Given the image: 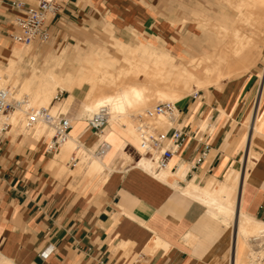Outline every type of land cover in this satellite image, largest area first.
Listing matches in <instances>:
<instances>
[{
  "label": "crops",
  "instance_id": "1",
  "mask_svg": "<svg viewBox=\"0 0 264 264\" xmlns=\"http://www.w3.org/2000/svg\"><path fill=\"white\" fill-rule=\"evenodd\" d=\"M37 1L0 0L1 65L12 53L15 18ZM212 6L213 0H72L49 18L47 40L33 43L31 50L13 45L19 50L14 72L19 82L32 79L36 89L41 74H63L65 86L52 100L57 92L64 96L59 107L51 100L48 109L69 112L68 136L78 145L107 142L100 161L110 172L104 184L87 185L84 179L75 188L71 177L57 176L61 169L53 171L56 160L45 151L46 139L36 138V132L0 135V264H264V241L259 243L264 233L245 240L235 220L241 213L264 223V66L261 75L253 68L176 104L175 125L183 139L168 163L172 173L177 170L173 184L139 166L145 155L121 129L108 124L100 134L90 132L86 117L91 114L83 109L90 86L66 79L77 77L96 53L119 59L112 45L117 40L131 48L143 42L186 55L182 28L201 13L211 20ZM184 16L187 22L178 24ZM233 18L219 13L215 23ZM205 40L204 33L193 34L190 43L198 47L196 41ZM29 50V72L20 78L18 65ZM66 53L71 64L62 70ZM35 56L45 57L40 66ZM205 144L206 157L192 168ZM211 180L233 200L236 218L180 191L190 181L203 187ZM48 247L52 251L42 256ZM251 252L262 254L252 258Z\"/></svg>",
  "mask_w": 264,
  "mask_h": 264
},
{
  "label": "bare ground",
  "instance_id": "2",
  "mask_svg": "<svg viewBox=\"0 0 264 264\" xmlns=\"http://www.w3.org/2000/svg\"><path fill=\"white\" fill-rule=\"evenodd\" d=\"M226 2L237 10L238 21L231 29L221 24L211 23L213 28L211 25H209L211 28H207L210 32L212 31L214 37L205 28L207 32H204L206 39L204 43L208 44L211 50L205 49L204 43L196 41V45L201 48L198 56L186 57L179 54L174 56L162 47L143 42H139L136 48H131L129 44L119 40L112 44L120 54L119 59L112 57L108 52L93 53L92 58H87L83 62L77 77L73 78L70 75L66 77L67 82L76 80L78 85L83 82L89 84L90 88L86 94L83 109L88 114H92L99 106H108V124L119 126L122 132L137 144L135 126L131 119L133 114L130 112L132 109L138 111L137 108L144 107L151 99L149 97L165 102L177 101L189 92L195 93L212 85H220L222 79H231L242 72H247L261 53V44L258 40L262 39L264 43V0H226ZM191 21L197 23V28H204L211 22L202 13ZM186 22L187 17L184 16L180 25ZM12 44L25 47L19 43L12 42ZM139 49H143L149 56L143 58L136 55ZM19 59V50L12 49L5 70L14 73ZM116 64L117 69L112 67ZM111 68L116 71L110 72ZM1 71L0 69V88H5L8 86H3V76L7 74L4 75ZM62 76L52 72L43 73L38 78L36 89H32V79L19 82L14 75L12 87L14 86L16 91L13 95L9 88V96L16 101H21L22 104L5 115V118L0 117V122L5 121L11 126L23 127V116L26 110L48 108L56 90L64 88L66 80ZM138 76L143 77L140 78L142 79L140 82L137 80ZM24 97L28 99L25 100ZM139 111L141 112V108ZM126 116L130 117L131 121ZM155 122L157 126H163L168 121L163 117H157ZM35 132L38 139H46L51 135V130L45 125L37 127ZM79 146L76 140L68 136L60 146L61 153L58 157L60 160L65 158L67 153ZM99 159L93 157L86 166L81 165L71 170V173H81L87 185H90L93 180L96 181V185L104 184L110 170L104 171V165ZM138 164L145 171L150 172L154 161L143 156ZM176 171L172 173L169 169H163L158 173H151L161 181L171 182L177 176ZM62 172L61 168L60 173ZM213 184L214 180H211L202 187L190 181L185 187L180 188V191L228 219L236 218L233 200L223 194L219 183L216 187H213ZM235 220L240 227V236L243 239L246 237L255 240L264 233V223L249 216L239 213Z\"/></svg>",
  "mask_w": 264,
  "mask_h": 264
},
{
  "label": "built area",
  "instance_id": "3",
  "mask_svg": "<svg viewBox=\"0 0 264 264\" xmlns=\"http://www.w3.org/2000/svg\"><path fill=\"white\" fill-rule=\"evenodd\" d=\"M72 0H38L34 5L23 9L21 16L14 20V32L10 34V40L13 43H19L23 46L31 45L35 42H44L48 38L47 22L50 17L57 14L61 8ZM198 92L193 93L196 97ZM22 104L9 96V87L0 88V114L7 115L16 107ZM179 110L173 102H158L150 108H145L142 112L132 115L135 132L137 135V145L143 155L154 161V172L168 169V163L171 156L180 146L183 133L181 128L175 125V120ZM157 117H163L168 121L169 126L159 129L156 125ZM109 109L102 105L91 114L86 120L87 129L100 134L108 125ZM45 125L51 130V135L47 136L45 141V151L54 156L59 153L61 144L68 138L69 130L73 127L72 119L61 112L51 114L48 108L40 107L30 109L24 112L23 133L32 134L37 127ZM11 125L2 122L0 124V135L7 133ZM75 148L67 161L69 167H75L78 163V157ZM109 150V145L104 139L98 140L95 148L90 152V157L103 158ZM209 150L208 145H203L202 149L193 159L192 168L201 164ZM52 248H46L42 256H47Z\"/></svg>",
  "mask_w": 264,
  "mask_h": 264
},
{
  "label": "rangeland",
  "instance_id": "4",
  "mask_svg": "<svg viewBox=\"0 0 264 264\" xmlns=\"http://www.w3.org/2000/svg\"><path fill=\"white\" fill-rule=\"evenodd\" d=\"M174 1L175 0H169V3L173 4ZM227 4L223 0H213V6H212V9L213 10H212V13L211 12H208V14L209 13L212 14V15L210 14L211 22L206 27H204V28H197V23L195 21H189L188 23H186L184 25V28H182V32L183 33L186 32V35L183 37L184 40H186V42H184V40H183V43L189 48V51L186 52V55H183V56H186V57L198 56V52H199L200 48L192 45V42L190 43V40L192 39V35L193 34L194 35L201 36L204 32H207V31H205V28H206V30H208L209 34L211 33L212 36L214 37L212 31L210 32V29H208V28H211V26H212L211 23H215V20H216L215 18L218 17V14L219 13H224L226 15H230V16H233L234 17L233 20H229L228 23L221 24L223 27H225L227 29H231L236 24L235 22L238 21V17H237V14H236L237 13V10L233 6H230V5H229L230 8L227 7ZM202 7H203L204 11L207 12V5L204 4V6H203V4H202ZM180 20L181 19H178V21L176 20V22L178 24H181L180 23ZM195 25H196V27H195ZM209 25H211V26H209ZM212 28H213V26H212ZM204 36H205V33H204ZM258 43L261 44V53H260L258 59L255 61L254 66H252L247 72H242L238 76H235V77L244 76V75L248 74L251 71V69H253V68H256L259 71V73H260L259 75L262 74V72H263V66H264V43H263L262 39L258 40ZM13 45H15V44H13ZM13 45L11 46V49H14L13 48L14 47ZM33 45L34 44L28 45L30 50L33 48ZM16 46H18V45H15V47ZM25 47H27V46H25ZM203 47L205 49H207V50H211L210 46L208 44H206V43L203 44ZM30 50H29V54L24 58L23 62H20L19 65H18L19 68H20V71L18 72L17 76L20 77V78L25 77L28 74V72H29L30 61L32 60L31 59L32 58V52ZM136 55H138L139 57L141 56L143 58H146V57L149 56L148 53L145 52L143 49H139L138 52H136ZM44 58L45 57H42V56H40V57L35 56V63L40 66L42 64ZM63 60H64V64L62 65V70H67V66H69L71 64V62L67 60V53L65 54V57H64ZM4 62L5 61L0 62V69L2 70L1 73H3L4 75L7 74V75H5L6 77L3 76V79H4L3 80V86H8L10 88L12 94L14 95V93L16 91V88L14 86L12 87V78H13L14 73L13 72H7L5 70V66L1 65ZM117 64L119 66V62ZM117 64L115 65L116 66V69L118 68ZM78 67L79 66H77V67L74 68L75 71L77 70ZM62 75L63 74H60V76H62ZM235 77H232V78H235ZM223 80L225 81V79H222L220 81V83H222ZM207 89H204L203 91L205 92V90H207ZM199 92H201V91H198V93ZM192 95H193V93H190L189 92V94L187 93L181 99H179L177 101H171V102H173L175 104H178L179 101H181L183 98L188 97V96H192ZM63 96H64V92H62V93L57 92L56 98H54L52 100V104H56L59 107V102L63 98ZM149 98H151V99H149V102L148 101L146 102V104L144 105L145 108H150V107L154 106L158 102H165V101L158 100L157 98H154V97H149ZM24 99L26 100L28 98L27 97H24ZM154 100H156V101H154ZM149 105H151V106H149ZM144 107L137 108L138 111H136V109H134V110L132 109V111L130 113H132L133 115L135 114L134 112H136V113L138 112L139 113L140 112L139 111L140 108H141V112H142V110H144ZM52 112L53 111H50L51 114H54ZM59 112H61L65 116H70L69 112H67V111L64 112V110L61 111V109H60ZM0 117L1 118H5L6 116L5 115H1ZM86 118H88V116ZM127 119L131 121L132 117H131V119H130V117H127ZM132 121H133V119H132ZM2 122H5V121H1L0 124ZM133 123H134V121H133ZM113 125L116 126L115 124H113ZM165 126L166 127L169 126L168 122L165 123L163 126H158V128L159 129H162V128L164 129V128H166ZM116 127L119 128V126H116ZM119 129H121V128H119ZM22 130H23V127H20V126H11V129L5 135L6 136H9V135L15 136V135H19L20 134V135H23L24 137H26V136L32 135L35 132L34 131L32 134H29L28 135L27 133H23ZM41 141H44V140L41 139ZM95 146H96V144H94V145H92V144L91 145H83L82 144V145L79 146L78 152H75L76 153V156L78 157V163L76 164L75 167H69L68 164H67V161L69 159L68 157H70V154H71L72 151L69 152V153H67V156L65 158H63V159L60 160V157H58L59 154L61 153V149H60L59 150V153H57L56 155L53 156V159L56 160V164L53 167V171L56 170L58 172V170H60L62 168L63 169V172L62 173H59V174L57 173V176L59 178H61V177H68V176L71 177L73 179V181H74L75 188H80L82 186L83 182L85 181L84 178H82V174L81 173L80 174H75L73 172L71 173V171H69V169H75V168H77L79 166L81 167V165L82 166H84V165L86 166L87 165V162L90 161L93 158L92 156L90 157L89 154L95 148ZM87 157L88 158L90 157V158L88 159ZM119 160L124 162L126 159H124L123 157H120ZM153 167H152V171H150V172H154L153 171ZM147 171H149V170H147ZM228 224H231V223L229 222ZM247 239L248 238L245 237V240H247ZM263 241L264 240L261 239V240H259V243H261ZM259 254H262V252L259 253ZM256 255H258V254H254V253L251 252V257L252 258H254Z\"/></svg>",
  "mask_w": 264,
  "mask_h": 264
}]
</instances>
